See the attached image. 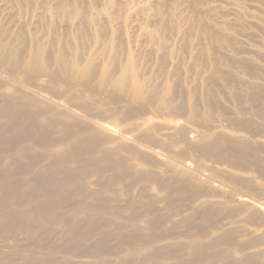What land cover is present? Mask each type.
<instances>
[{
	"label": "rangeland",
	"instance_id": "1",
	"mask_svg": "<svg viewBox=\"0 0 264 264\" xmlns=\"http://www.w3.org/2000/svg\"><path fill=\"white\" fill-rule=\"evenodd\" d=\"M0 29L4 30L5 34L3 37L6 40L11 38L9 36L12 33L9 31H14L13 33L18 31L16 34L19 33L20 35L22 33L19 36L25 40L23 41L22 38H19L21 42L23 41L22 44L25 47H28V43L32 42L31 38L33 41L38 38V42L43 44L48 36L45 41L47 43L43 44L45 45L44 48L49 53L52 49V57L56 52L66 53V58L64 53H62L66 60L71 56V52L74 49L73 39L76 40V37L78 38L77 42L81 39L80 36L85 38L87 42L94 39L113 40V44L119 48L118 59L124 63L126 54H131L140 70L139 72L144 74V76H141L145 77V74L150 73L147 76L151 75L150 77H153L152 81L150 80L151 82L158 75L164 74L165 70V72L170 74L169 76L166 73L164 75L169 77L167 80L171 84L173 101L172 109L170 110H173V113L171 115L169 110L170 112L167 111L169 115L164 112L160 114L163 116L166 114L164 117L169 116L167 119H171L175 113L174 115L176 116L172 117V120L179 119L180 123L184 122L185 124L183 123V125L185 126L182 127V124L180 126L183 129L181 132L184 133L185 131L186 134L184 133L183 135L180 132L173 131L167 133V138L160 135L161 141L164 140L162 144H160L161 142H156L154 134H151L153 138H151L152 136L149 137L150 140L148 138L144 143L152 144H148L151 147L154 145L155 149L162 147L168 152H178L184 158L188 156L191 162L197 160L193 162H200L198 164H204L205 166L212 165L213 168L217 167L218 169L221 167L222 171L226 173L224 172L223 174L219 171V174H223L224 177L228 178L230 177L228 173H231L233 175L230 177L232 181L236 180L237 173H239L238 177L242 176L243 179L246 177L247 181L245 180L246 182H244V180L241 178L239 180L237 177L238 181H235L237 184L235 183L236 186L234 185V188L237 187L235 190L240 188L238 194L247 192L246 194L251 195L255 200L259 197V200L264 202V159H262L264 158V0H0ZM24 31L29 36L25 35V33L23 34ZM32 32H34L32 35L36 39L30 35ZM41 35L42 38H40ZM25 36L27 37L25 38ZM28 37L31 38L29 39ZM39 38L41 40L44 39L43 42ZM67 39H71V47H69L70 42ZM87 42L83 46L86 50V46L89 44ZM58 43L60 46L62 43V46L59 47ZM63 45H65V51L63 50ZM24 46L22 45L23 51ZM66 47L68 51H66ZM69 48H72V50ZM83 48L79 50L81 51ZM83 53H85V50L84 52L82 51L79 62L84 61L85 56L83 57ZM51 62L53 65V60ZM5 64L8 66L1 65L14 70L13 73L18 71L21 79L26 78L25 74L19 72L20 69L17 70L18 68L14 67L13 69L8 62ZM159 79H161V76H159ZM159 79L155 78V81L159 82ZM92 81V84L90 82L93 85L92 87L95 86V89H99V92L100 90L106 91L104 92L105 94L99 93L95 89L91 90L92 87L91 89L89 88L90 84H88L89 87H87L88 85H82L85 87L79 86V88L84 90L87 87L88 89L86 88L84 93L86 94L89 91L87 92L88 96L89 94L90 96L91 94L93 96L97 95L98 92L102 95L100 99L105 106V102H107L106 107H108V104L112 103L111 100L114 97L116 98V95L113 94V97L109 96L112 94V92L109 94L110 90L96 88V80L93 79ZM97 96L93 98L98 99L99 97ZM123 97L124 95H119L116 98L117 101H120V104L117 102L118 105H116L117 103L113 102L111 104L113 106L109 105L108 108L112 117L107 114H99V118H106L107 120L108 117H111V120L108 119V121L112 122L114 119L113 115L117 118L120 116L123 121L118 118L120 121L118 123L120 125L123 123L121 126L125 128V124L129 123L127 118H130L131 122L135 120L134 116L137 119L140 116L143 117L142 115H145L146 112L151 114V116L149 114L146 115V118L152 117L155 113L160 115L155 112L156 110H153L155 113L150 110L152 108L151 104L149 108L147 107L148 105L145 106L147 111L146 108H142L144 109L143 111L138 104H130L131 101L128 99H126L128 101L123 100L125 99ZM115 98L114 100H116ZM100 99L98 100L100 101ZM104 99H106L105 102ZM108 101L110 102L108 103ZM128 102L130 103L128 104ZM114 103H116L117 109L120 108L119 111L115 108ZM121 103L136 105L138 108L131 106L132 109L130 106L122 105ZM138 111L140 112L138 113ZM117 113L118 115L116 116ZM125 113L127 115H123ZM129 114L132 118L129 117ZM161 115L159 116L160 119L158 118L159 121H162ZM125 116L128 117L126 118ZM124 120L128 122L124 123ZM217 130L219 134H224L229 139L236 137L234 140L239 139L242 141L243 139L242 144L244 141L249 144H244V147L247 146L246 149L250 153H248V158L250 159L243 158L247 160V163H244L240 156H236V159L241 161H236L234 155L227 153L231 150L226 152V149L223 151L222 149L210 148L211 144L206 146L209 143H212L211 147L217 144L215 143V137L218 134ZM210 131H214L216 134ZM190 132H194V134L197 132L198 140L204 142L203 139H205V144L196 138V142L193 144L194 142L192 143V139L189 138ZM201 132L205 133V137L207 135L210 136L204 138L202 136L204 133ZM200 134L202 137L199 136ZM55 136L54 140L59 137L56 134ZM237 136L241 137L238 138ZM210 139L215 142H211ZM191 143L195 147L191 145V148ZM158 150L162 151L161 149ZM254 151H257V153ZM258 152H261V155ZM189 153L192 155L190 156ZM224 155L228 157L226 158ZM250 155L256 157V161H254L255 158L253 159L254 162L250 161L252 165L253 163L257 164L253 165L255 168L252 165H248V161L252 158ZM183 157L182 159H184ZM191 157H194L193 160L190 159ZM178 158L181 159V157ZM225 158L229 163V160L235 159V164L237 163L236 165L240 166L236 167V165H233V161L229 165ZM186 160L188 159L186 158ZM7 162L9 163V161ZM131 162L133 165H130L131 172H128V174L132 179L129 177L127 180L115 179L113 182L109 181L110 177L113 176L110 170L92 168L87 177L83 178L76 169L75 172L77 173L69 180L72 183V187L60 188L62 197L66 198L65 203L63 202L62 205L66 204V210L59 211L60 207L57 208L55 215L49 217V223L47 221L45 224H41L42 229L33 240L22 234V239L20 236V239H14V241L16 240L15 242L11 241V239L9 240L10 242H6L9 239L7 238L9 236H6L7 239H4V243L10 244L12 242L16 244L19 241L20 244H16L18 248L15 244H12L13 246L10 244L11 247L6 244L9 247L7 248L4 244L7 250L2 246L3 242H0V249H3L1 251L7 252L15 247L21 250L18 257L19 260L17 259L18 262L16 261L17 264H25V262H30L29 259L33 257L39 259L44 255L60 258L63 261L65 260L66 263L69 262V264H245L240 261L241 259H238L242 258L241 255L244 252L245 255H254L264 250V224L260 223L262 222L261 218L255 217L251 222L243 217L241 221H236V218L230 216L231 214L223 213L210 217L218 218L214 224L209 222L212 221L210 218L207 219L208 222L202 221L194 225H192L193 223L182 224L184 217L191 215L190 210H192H187L191 207H188L185 203L187 197L176 198L171 196L172 200L171 197L167 196L166 188H163L165 186L164 180L167 177L163 176L162 167L158 166L159 164L153 157L150 156L146 166L139 165L134 160H131ZM242 165H244L243 168ZM2 167L5 170L10 169L5 166ZM245 167L248 169L247 173L245 172L246 170H241ZM59 168L54 167L52 170ZM61 168H65V166ZM228 170L230 171L228 172ZM10 174L11 177L8 180L11 184L16 180L24 183L32 178L31 174L17 169L10 170ZM219 174L217 173V177ZM139 175H142V177L138 178ZM222 176L217 179L219 181L224 179L222 182L227 184L228 182L226 181H229L228 184L233 185L234 181L232 182L229 178V180L227 178L226 180ZM247 176H249V179L251 176V181ZM248 180L250 182L255 180V184L249 183ZM240 181H243V184ZM83 186L89 190H96V193H85L86 195H93V197L83 195L79 198L73 195L76 189ZM248 188L254 189V191L250 190L249 192ZM241 189L243 190L240 193ZM211 191L217 194L216 190ZM184 198L186 200L183 203ZM214 199L217 198L214 197ZM129 200L132 201L128 203ZM202 200L203 198L198 199L197 203L202 202ZM80 201L84 206L82 213L78 215L75 211L79 210ZM224 202L229 204L228 201ZM263 202L261 204L264 205ZM66 211L73 212L70 214ZM51 213L52 209L48 215ZM151 218L153 221H155L154 219L159 221L156 220L157 222L153 227L148 225V221H152ZM192 221L195 223L199 219L195 217ZM68 223L77 226L78 235L82 238L79 246L74 244V252H71L72 254L66 250L67 246L63 243L64 239H68L71 236ZM48 225L54 226L48 228ZM196 225L198 227L200 225L202 229L206 228L207 230H201L199 227L200 231ZM115 226L120 227V230L116 229ZM193 226L200 232L196 228L195 230ZM223 228L237 231V235H234L237 236L238 242H241L239 244L242 245V252L233 251L230 246L231 243L227 245L226 241H220L224 238L221 237ZM86 231L91 233L89 239L85 238ZM204 231L209 234L210 239L206 238L208 235ZM116 232H119V235ZM195 233L200 236L203 234L207 235H203L205 239L202 237L205 240V243L202 241V244H205H203L204 247L202 245L203 249L193 248L195 239L193 235ZM20 234H17L16 237ZM141 235L147 240L143 237L140 239L139 236ZM126 236L133 238L135 243H139L138 245L130 244L132 251L141 252V249L143 250L139 257L126 254L124 247L127 246L122 241V238ZM212 239L215 242H222L224 245H213L212 243L215 242ZM146 243L148 244L146 245ZM208 243L210 244L208 245ZM96 244L98 246H95ZM18 245H22V247L20 246L19 248ZM99 248L101 251H98ZM219 248L222 250L227 249L229 255L223 256ZM4 249L7 251H4ZM79 250L82 252L84 250L86 253H76ZM174 250L176 251L174 252ZM97 251L99 254H96ZM208 254L211 256H208ZM2 264H5V262ZM255 264H264V258L259 256Z\"/></svg>",
	"mask_w": 264,
	"mask_h": 264
},
{
	"label": "bare ground",
	"instance_id": "2",
	"mask_svg": "<svg viewBox=\"0 0 264 264\" xmlns=\"http://www.w3.org/2000/svg\"><path fill=\"white\" fill-rule=\"evenodd\" d=\"M9 32L12 33L9 36L11 38L10 39L7 38L6 40L3 37L5 34L4 30L0 29V242H3L2 246L4 248H6L7 247L6 244H8V243H4L7 238L9 239H7L6 242H8L10 239L11 241H14V239H20V238L22 239L21 235L24 234L28 236L30 240H33L34 237L40 233L42 229L41 224H45L47 221L49 223L50 220L49 217L55 215V213L57 212L56 210L57 208L60 207L59 211L66 210V204L62 206L63 202L65 203L66 198L64 199L62 197L60 193V188L63 189V188L72 187V183L69 180H71L74 177V175L77 173L75 172L76 169L79 171V173L83 178L87 177V174L91 171L92 168H99L100 170H105V171L110 170V172L113 174V176L110 177L109 179L110 182H113L115 179L127 180L129 178L132 179L131 177H129L128 174V172H131L130 165H133L131 160L137 161L139 165L146 166L148 164V160L150 156L153 157V159L157 162V164H159L158 166L162 167V170L164 172L163 176L167 177V179L164 180L165 186L163 187L166 188L165 190L167 192V196L169 197L175 196L176 198H181L183 196L187 197L186 199L188 203L187 201H185L186 200L185 198L183 200V203L185 201L188 207L191 206L187 210L189 209L192 210H190L191 215L184 217L185 219L182 220V224L185 223H189V224L193 223L192 225L198 224V222L207 221V219H209L210 217L218 216L219 214H223V213L231 214L230 216L236 218V221H241L242 218L245 217L247 218L248 221L252 222L255 219V217H258L261 218L262 220V222L260 221L259 222L264 224V205L261 204V202L263 201H260L259 197L257 201L250 195L252 197L251 198L249 195L246 194L247 192H245V194H242L241 192L243 189L240 190L241 194H238L240 188L237 189L238 192L237 190H235V188L237 187L234 188L235 183L237 184V182L235 181L237 180L239 173H237L238 176L236 177V180L235 181L233 180L234 181L233 185L228 184L229 181L226 180L228 178L231 180L230 177L233 176L231 175V173H228L230 170H228L227 172L230 175V177L227 178L226 176L224 177L223 174L225 171L223 172L220 166H219L220 169H218L217 167L213 168V166L210 164L209 165L212 166L211 168L210 166H205L204 164L203 166L202 164H198L200 162L197 163L193 162V161H197V160H193L194 157L190 158L193 160L192 163L191 161H189L188 156L186 157L188 160H186V158L180 156L178 152L175 151L168 152L164 150L162 147L158 148L162 150L159 151L158 149H155L156 147H153L154 145L151 147L148 146L149 143L148 144L144 143L146 139L148 140V138L151 137L153 134H154L153 136H155L156 142H161L160 144H162L164 140L161 141L160 135L167 138L168 132L177 131L183 135L185 133V131L184 133L181 132L183 131V129L180 126L181 124L183 125L184 122L180 123L179 119L172 120L173 119L172 117L176 116L174 115L175 113L173 114L171 119L169 118L167 119V117L169 116L164 117L166 116L167 113H168L167 115H169L170 111H171L170 114L173 113L172 112L173 110H170L172 109L171 105L173 101L171 84L167 80L169 79V77L164 75L166 73L169 76L170 74L168 72H165L164 70V74H162L163 77L162 75L157 74L158 77L155 78L159 79V76H161V79L158 80L159 82L155 81V78L153 79L155 82L154 81L151 82L153 77H150L151 75L149 77L147 76L150 73L145 74L146 76L143 77L144 74L139 72L140 70L138 69V66L133 60L131 54L129 53L126 54L124 63H122L118 59L119 48L115 44H113V40L94 39L87 42L85 38L80 36L81 39L78 40L77 42L78 38L76 37V40L73 39L74 49L72 50V48L71 49L69 48L70 50H72L71 56L68 60H66L65 59L66 53L62 52L64 53L65 58L62 56V53L60 52H56L52 57L51 55L53 52L52 49L51 52L49 53L47 49L44 48L45 45L43 44L45 43L48 36L46 37V39L43 37L45 40L44 39L41 40L40 39L42 38L41 35L39 39L42 42L44 40V43L40 44V42H38L37 40L38 38L36 39V37L32 35L34 32H32L30 35L33 36L34 39L36 40L33 41L32 38L30 37L32 42H30V44L28 43V47H25L24 44H22V42L25 39H23V37H20L22 33L20 35L19 33L16 34L18 31L17 32L15 31V33H13L14 31L13 32L9 31ZM24 33L25 31L23 32V34ZM25 35H27V33H25ZM27 36H25V38ZM19 37L23 39L22 42L20 41L21 39ZM70 40H68L70 42L69 47H71ZM86 42L89 43L87 45L88 47L86 46L87 50L83 48ZM21 44L24 46V51ZM65 45H63L64 51H65V47H64ZM61 46L59 44V47ZM55 48L57 49V47ZM80 48H83V50L80 51L79 50ZM84 50H85V53H83V57L85 56L84 61L79 62V57L81 58L82 55L81 53L82 51L84 52ZM66 51H68V48L66 49ZM52 60H53V65L51 62ZM7 62L9 63V65L12 66V68L13 67L16 69L18 68L17 70L20 69L19 72L25 74L24 76L26 78L21 79V75L20 73H18L16 69L15 70L17 72L13 73L14 70L2 66V65H7L5 64ZM93 79L96 80L95 82L97 83L96 88L110 90L109 94L110 92H112V94L110 95L108 94L109 96L115 94L117 98V96L119 95L122 96L124 95L123 98L125 99L123 100L128 99L129 101H131V103L128 102V104L129 103L138 104L141 107V109L142 108L145 109L146 105H148L147 106L148 108L152 105L151 106L152 108H150V110L152 111L156 110L155 112H158L159 114L162 112L166 114L164 116L160 114L162 121H159L160 115L156 114L153 111L156 115L153 114L152 112L153 118L152 117L146 118V115H148L149 113L146 112L144 115L143 114L144 109H142L143 110V111L141 110L143 114L142 116L144 118L139 115L140 117L138 116L139 118L136 119V116H134L135 120L133 118L134 121L130 122L131 119L127 118L128 116H125L129 121L128 124H125L126 125L125 128L121 126L123 123H121V125L120 123H118L119 120L123 119V118L120 119V116H118L119 118L118 120V118L112 114L114 119L112 118L113 121L109 122L108 119L112 117L110 113V109L108 108L109 105L113 106L111 105L113 104V102L116 103L119 102L120 104V101L119 100L117 101V99L114 97L116 100H114V98L112 100L110 99L112 103L108 104V107H106L107 106V102H105L106 99H104V102L106 103L105 106V104L100 99V96L102 97V95L99 94L100 92L105 94L104 92L106 91L103 92L100 90L99 92V89H97L99 92V93L97 92V95L98 94L99 95L93 96L91 94L92 97L90 96V94L88 96L87 92L89 91L87 92L85 91L86 92L85 94L84 90L87 87H89L88 84H90V82L92 84ZM82 85H88V86L84 90H82V88H79V86L83 88L85 87ZM92 86L93 85H91L89 88L91 89ZM93 89H95V86L92 87L91 90ZM97 90L95 89V91ZM96 96L99 97L98 99H100V101L97 98H93ZM109 102L110 101H108V103ZM116 103H114L115 108L116 105H118V103L117 104ZM123 104L128 105L127 103H123ZM128 106L131 107L132 105H128ZM134 106L138 108V106L136 105H133L132 107ZM115 108L113 107V109ZM119 110L120 108L117 109V111ZM113 111L117 112L116 110ZM139 112L140 111H138V113ZM99 114H103V115L107 114L108 116L110 115L111 117L109 118L108 116H106L108 117L106 120L105 116H104L105 119L99 118L98 116ZM117 115L118 113L116 114V116ZM123 115H127V113ZM154 115L156 116L157 120L155 119ZM149 116H151V114H149ZM129 117H131V115ZM126 118L125 120H127ZM125 120L124 123L125 122L127 123L128 121ZM184 126L185 125H183L182 127ZM155 131L157 134L155 133ZM207 132L209 133V131ZM196 133L197 132H195V134ZM55 134L58 135L59 137H57V139L54 140V138L56 137ZM195 134L194 132H190L189 134V138L192 139V143L194 142L193 144H195L196 142L195 138L197 140L199 139L198 135L196 134L197 135L196 136ZM214 134L216 133L214 132ZM153 136L151 138H153ZM199 136H201V134ZM202 136H204V138H208L207 136L210 135H207L205 137V133H204V135ZM215 138H216V142L213 141L214 138L213 140H211L212 138L210 140L211 142L213 141L217 144H214V146L211 147L212 143H209L206 144V146L211 144L209 146L210 148H216L217 150L222 149L223 151H225L224 149H226V152L228 150H231L230 152L227 153L234 155L235 159L239 156L240 159L242 158L241 160H244L246 158L247 160L250 159L248 158L249 150L246 149L247 146L244 147V144L245 143L248 144V143L244 141V143L242 144L243 142L242 138H241L242 141H240L239 139L234 140L236 137L234 139L232 138L229 139L228 137H225L224 134L221 135V133L220 134L218 133ZM203 140L204 142H202V140H198V141H201L202 143L205 144V139ZM192 143L190 144V147ZM220 143L221 145H219ZM192 147H195V145H192ZM257 151L254 152L257 153ZM258 153L260 154L261 152ZM220 155L221 154H219V156ZM178 157H181V159ZM182 157L185 160L182 159ZM225 157L227 158L228 156ZM240 159H236V161ZM253 159L254 161H256V157L253 156L251 160L248 161V165H252L250 164V161L254 162ZM6 160L9 161V163ZM234 160L232 159L233 165H236L237 163L235 164L236 161ZM247 160H244V163ZM225 161L228 162L227 159ZM229 161L230 163L229 162L228 163L230 165L232 161L231 160ZM254 164L255 163H253V165ZM244 165H242V168L244 167ZM2 166H5L10 169L5 170L3 169ZM62 166H65V168H61ZM238 166L240 165H236V167ZM54 167H60V168L57 170H52V168ZM232 168L234 170V167ZM254 168H250V169H254ZM12 169H17L24 173L31 174L32 178L24 183L20 180H16L13 182V184H11L8 178L11 177L10 170ZM241 170L244 171L246 170L245 172L247 173L248 169L247 167H245L244 169ZM219 171H221L223 174L220 175ZM217 173L220 175V177L223 175L222 178L223 177L225 179L227 178L225 181L228 183L226 184L222 182L224 181V179L219 181L220 177L219 175L217 177ZM234 176L236 175L234 174ZM141 177L142 175L138 176V178ZM240 178L244 180V182L247 181L245 179L246 177H244L243 179L241 176ZM240 178L238 177L239 180ZM247 178L249 179V176H247ZM249 180L251 181V176ZM250 181L249 183L252 184L254 183ZM240 182L242 183L243 181ZM238 186L240 187L239 184ZM241 188L243 187L241 186ZM248 189L250 192L251 189L250 188ZM211 190H216L217 194L213 193ZM252 190L254 191V189ZM86 192L96 193V190L95 191L93 189L89 190L83 186L76 189L73 195H76L77 197L81 198L83 195H86L85 194ZM219 196L221 197V199ZM86 197H93V195H86ZM214 197H216L217 199H214ZM200 198H203L202 202L197 203V200ZM255 198L257 197L255 196ZM222 199L224 201H228L229 204L225 203ZM130 201L132 200H129L128 203H130ZM182 205L184 207H187L185 206V204ZM83 206L84 204L80 201V206L78 210L79 212L75 211V213H78V215H80L82 213ZM51 209H52V213L48 215ZM174 210L176 209L174 208ZM66 212L71 214L73 211H66ZM195 217L199 219V221L195 223L193 221L191 222V220L195 219ZM210 219L212 220L209 221L211 222V224L212 223L214 224L218 220V218H210ZM154 220L155 221H153L152 219L153 222L147 220L148 225L150 227L155 226L156 222L158 221V219H154ZM53 226L54 225H48V228H51ZM68 226L70 227L69 233L71 234V236L68 239H64L63 243L67 246L66 250L71 253L74 252V244L79 246V244L82 242V238L78 235V231H77L78 228L75 224L72 225L68 223ZM199 227L201 228L200 225ZM115 228L120 230V227L115 226ZM205 229L206 228L204 229L201 228V230H205ZM205 231L204 233H206ZM116 233L118 234L119 232ZM198 233L197 235L196 233L193 235L195 238L193 242L194 244L193 248L203 249L205 245L204 236L208 235L206 238H209L210 236L207 233H206L207 235L203 234L204 236L203 235L200 236ZM236 233H237L236 230L224 229L223 234L221 236L224 238H222L220 241H226L227 245L231 243L230 244L231 249L233 251L237 250V252L239 253V251L242 252L241 249L242 245L239 244L240 241L238 242V239L236 238L237 236L234 235ZM17 234L20 235L16 237ZM6 236L9 237L6 238ZM90 236L91 233L86 231L85 238L89 239ZM139 237L141 239V237L143 236L141 235ZM202 237L204 239H202ZM143 238L145 239V237ZM144 239L142 240L144 242H147L145 241L147 239L145 240ZM122 241L125 244V246H127L124 247L126 254H130L133 257L135 256L139 257V254H141L143 250L141 249V252L135 250L132 251L130 247V244L138 245L139 243L137 242L135 243L134 239L129 236L123 237ZM202 241L204 242L203 243L204 245L202 244ZM213 242H215V240H213ZM210 243H208V245ZM4 244L6 245V247L4 246ZM10 244L12 245L15 243L11 242ZM147 244L148 243H146V245ZM212 244L224 245L222 242H215ZM11 245L9 247H11ZM22 245L20 246L22 247ZM95 246H98V244H96ZM16 247L9 249V251H7L8 250L7 248H6L7 250L4 249V251L6 250L7 252H2L1 250L3 249H0V264H2L3 262H5L6 264V261L7 264H17L16 261L18 262L19 260L18 257L20 256L19 253H21V250L16 249ZM219 249L220 252L223 253V256L229 255L227 249H223V250L221 248ZM98 251H101V249L99 248ZM98 251L96 252V254H99ZM175 251L176 250H174V252ZM259 252L258 254H254V255H247V254L245 255L244 252L243 255H241L242 258H238V259H241L240 261H243L245 264H255V262L258 261L259 256L264 258V250L261 251L260 253ZM76 253L85 254L86 251L83 250L82 252L81 250H79ZM208 256L211 255L208 254ZM205 257L207 258L206 255ZM36 258L37 257H33L29 259L30 262L28 263L25 262V264H69V262L66 263L65 260L63 261L60 258L58 259L52 257L51 255H44L42 256V258L40 257L39 259Z\"/></svg>",
	"mask_w": 264,
	"mask_h": 264
}]
</instances>
